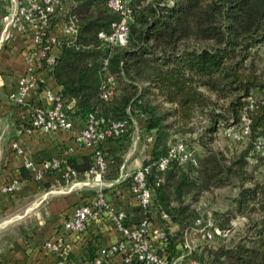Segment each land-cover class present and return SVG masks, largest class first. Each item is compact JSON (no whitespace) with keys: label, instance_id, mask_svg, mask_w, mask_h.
Returning <instances> with one entry per match:
<instances>
[{"label":"trees","instance_id":"obj_1","mask_svg":"<svg viewBox=\"0 0 264 264\" xmlns=\"http://www.w3.org/2000/svg\"><path fill=\"white\" fill-rule=\"evenodd\" d=\"M74 1L70 14L77 35L59 48L51 47L56 61L52 67H41L54 80L72 118L97 116L103 125L126 120L127 131L102 145L106 172L117 170L118 162L105 147L127 139L135 128L132 118L142 129L148 142L142 164L150 167L147 180L152 191L149 217L167 234L163 244L155 242L159 251L164 247L166 256L178 252L182 235L198 215L193 205L203 193L233 187L236 194L227 209L212 216L216 226L229 231L207 241L198 257L202 264H264V179L247 161L248 153L258 162L264 159V58L259 53L264 49V0H128L132 21L127 42L111 48L97 35L110 31L119 14L106 0ZM109 75L115 93L104 100L100 94ZM44 88L40 85L31 93L32 97L38 92L39 99L29 97L28 104L20 106L25 112L22 130L30 125L32 107L45 103ZM252 92L255 103L250 107ZM243 115L249 119V134L241 153L228 156L212 149L219 128L239 124ZM197 119L200 130L194 125ZM177 132L196 135L201 149L197 153L180 139L197 164L172 161L159 170L157 162ZM87 148L91 152L81 162L65 156L67 166L80 174L94 162V149ZM63 169L46 176L61 179ZM239 215L246 222L235 229L230 222ZM98 253L95 250L90 258Z\"/></svg>","mask_w":264,"mask_h":264},{"label":"built area","instance_id":"obj_2","mask_svg":"<svg viewBox=\"0 0 264 264\" xmlns=\"http://www.w3.org/2000/svg\"><path fill=\"white\" fill-rule=\"evenodd\" d=\"M74 4V0H8L5 12L0 17V41L14 39L16 33L29 32L34 47L25 54V72L17 77L14 88L8 94V100L15 106H25L34 89L40 85L45 87L43 89L45 103L32 107L30 125L23 129V132L27 134L36 129L54 132L74 128V120L66 109L63 97L56 92L54 86H48L46 79L37 71L41 65L49 68L55 63L56 56L51 47L59 48L65 42L75 39L77 27L70 14ZM106 4L119 14L120 19L111 23L110 31L101 30L97 36L105 47L123 46L127 42L128 24L132 21V11L128 0H106ZM262 48H264V43ZM107 64L108 57H105L103 59L104 72L107 71ZM114 84L113 78L110 75L107 76L100 94L102 99L108 100L114 95ZM248 102L250 107L254 105L255 93L250 94ZM132 120L134 125L139 127L133 118ZM126 131V120L113 121L107 125H103L97 116L85 120L75 133V141L84 147L94 149V162L81 174L67 166L65 156L52 157L40 162L24 157L23 165L31 177L38 181L49 172L64 166L60 178L65 185L73 186L79 183L77 179L83 176L84 180L81 183L94 187L92 199L76 204L69 217L64 220L62 225L64 233H82L89 220L105 216L114 230L121 235V239L100 247L99 253L85 264H115L114 258L117 256L120 260L119 264H131L132 262L202 264L196 252L193 236H186L179 244L178 252L172 256H166L164 247H161L160 252L158 246L155 245L157 241L162 243L167 240V234L161 226L154 227L149 217L152 199V191L147 180L149 165L142 164L127 174L129 190L138 204L140 213L137 221H129L127 214L106 198L103 178L107 173L108 164L102 151V145L111 137H121ZM223 133L234 142L245 141L249 134V119L243 115L239 124L224 127ZM11 148L17 154H23V149L16 140L11 142ZM256 150H262L260 143L256 144ZM172 161L181 165L188 162L197 164L193 151L180 138L170 143L166 154L158 160L157 168L165 170ZM15 187L16 182L4 184L0 187V193L12 191ZM162 216L169 219L165 213ZM228 231L216 226L210 216L198 214L192 222L189 234L211 241L217 236H226ZM42 247L53 255V264H69L71 243L63 235L46 240Z\"/></svg>","mask_w":264,"mask_h":264},{"label":"crops","instance_id":"obj_3","mask_svg":"<svg viewBox=\"0 0 264 264\" xmlns=\"http://www.w3.org/2000/svg\"><path fill=\"white\" fill-rule=\"evenodd\" d=\"M7 3L8 0H0V17ZM32 47L29 32L16 33L14 39L0 41V187L16 182L14 190L0 193V264H53V255L42 245L46 240L62 235L71 243L69 264H85L96 256L90 258L95 250L117 242L121 235L105 216L89 220L82 233H64V220L76 204L92 199L94 187L81 183L83 176L73 186L48 176L38 181L23 165L24 157L40 162L67 156L81 162L91 152L75 141V133L85 120L73 118L74 128L67 131L44 132L36 129L30 134L23 132L25 112L8 100V94L14 88L17 77L25 72L24 57ZM38 73L46 79L48 86L55 87L46 69L41 67ZM40 97L36 92L31 98L37 100ZM135 130L143 136L140 127L136 125ZM14 140L21 145L23 154H17L11 148ZM105 148L109 157L114 156L118 162V169L110 168L103 178L105 196L127 214L129 221L135 222L140 213L130 193L127 174L140 166L138 163L134 166L129 159L136 149L127 148L129 150L125 152L121 140ZM144 158L145 155L140 160ZM152 223L154 227L160 226L154 221ZM119 261L118 256L114 258L115 264Z\"/></svg>","mask_w":264,"mask_h":264},{"label":"rangeland","instance_id":"obj_4","mask_svg":"<svg viewBox=\"0 0 264 264\" xmlns=\"http://www.w3.org/2000/svg\"><path fill=\"white\" fill-rule=\"evenodd\" d=\"M259 53L264 58V49L260 50ZM199 121L200 119H197L194 122V125L198 127V130H200V126H201ZM135 126L136 125H134V127ZM195 136H192V134L188 132L186 133L177 132L174 134L171 140H174L176 138H184L188 146L192 148L194 147L197 153L200 152L201 149L194 141ZM118 140H121V145L124 146L125 152H127L131 147H135L136 150L133 154H131L129 159L132 160L134 166L137 163L141 165L143 161H141L140 159L146 153L147 144H148L147 140L146 139L144 140L142 135L140 133L138 134L135 128L132 129L127 139L124 138ZM246 145L247 144L245 142L237 143L228 139L224 135L222 127H220L217 133L214 135V140L211 143L212 149L222 150L228 156H238L241 153V151L246 147ZM247 161L250 168L253 167V165L256 166V175L264 179V159L258 162L257 157L254 154L248 153ZM235 194H236V189L233 187H222L203 193L193 205L196 211V215L200 214L203 216H210L211 218H213L212 216L214 211H225L227 209L230 199L234 197ZM245 222H246L245 217L239 215L231 220L230 225H232L235 229H237L243 227ZM173 230H174V226L171 225L169 231H173ZM189 231L190 228L187 229L185 233L182 235L180 242L184 241L186 236L188 237L193 236V241L195 243L194 245H196V252L199 254L204 244L207 243V241L202 239L201 237H197L194 234H189Z\"/></svg>","mask_w":264,"mask_h":264}]
</instances>
